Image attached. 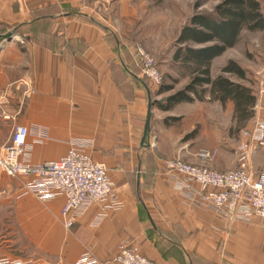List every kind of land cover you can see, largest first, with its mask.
Masks as SVG:
<instances>
[{
	"label": "crops",
	"instance_id": "1",
	"mask_svg": "<svg viewBox=\"0 0 264 264\" xmlns=\"http://www.w3.org/2000/svg\"><path fill=\"white\" fill-rule=\"evenodd\" d=\"M124 2L0 0V93L9 94L0 109V149L14 124L29 129L32 163L57 159L69 141L83 140L92 159L106 165L121 202L97 225L103 209L89 205L66 228L63 196L41 201L23 191L29 176L0 171V256L75 264L88 249L116 264L118 247L130 244L155 264H264L261 220L226 221L193 205L162 172V162H201L164 151L152 122L143 139L148 91L157 86L143 76L139 38L122 26L130 16ZM211 148L217 154L208 167L236 165L235 156Z\"/></svg>",
	"mask_w": 264,
	"mask_h": 264
},
{
	"label": "built area",
	"instance_id": "2",
	"mask_svg": "<svg viewBox=\"0 0 264 264\" xmlns=\"http://www.w3.org/2000/svg\"><path fill=\"white\" fill-rule=\"evenodd\" d=\"M94 2L104 7L108 0H79ZM143 63L142 73L148 80L160 84L162 77L151 62L147 52L138 47ZM257 95L264 96V77L259 80ZM7 89L0 93V109L8 99ZM5 118L9 117L2 112ZM29 129L24 124H14L9 139L0 149V171L11 176H29L24 192L31 193L41 201L61 195L65 201L60 215L66 228L89 205L100 204L103 211L96 215L95 225L111 210L121 208L113 181L105 164L94 161L84 150L87 143L71 140L65 155L48 161L32 163ZM242 140L236 145V165L226 170L207 166L217 154L216 148L200 149L195 157L201 163L180 158H167L162 162V172L176 183V187L190 198L193 205L213 210L220 218L229 221L260 219L264 225V171H254L251 155L264 147V118L257 117L249 128L242 131ZM116 264H155L142 251L130 244H121L113 257ZM0 264H43L34 258H9L0 256ZM75 264H105L88 249L78 257Z\"/></svg>",
	"mask_w": 264,
	"mask_h": 264
},
{
	"label": "rangeland",
	"instance_id": "3",
	"mask_svg": "<svg viewBox=\"0 0 264 264\" xmlns=\"http://www.w3.org/2000/svg\"><path fill=\"white\" fill-rule=\"evenodd\" d=\"M124 1L130 16L122 17V26L139 38V43L144 47L162 81H168L165 74L178 76L171 69L169 58L171 45L179 28L188 21L193 12L210 11L220 0ZM227 59L238 62L247 77L242 80L234 75H227L254 89L256 104L252 118L240 126L232 117L233 110L229 103L222 106L211 100L180 102L166 112L153 107L149 120L155 129L151 134L163 138L164 151H184L194 156L198 150L213 146L219 148V155L233 160L236 145L243 138L241 131L249 128L257 117L264 118V96L257 95L259 80L264 77V31L243 30L234 47L226 49L222 55L213 59L214 76L220 73V68ZM186 81V78H181L171 91L160 97L179 90ZM152 83L158 86L156 82ZM166 118L168 121L164 122ZM250 160L254 171H264V147L255 150Z\"/></svg>",
	"mask_w": 264,
	"mask_h": 264
},
{
	"label": "trees",
	"instance_id": "4",
	"mask_svg": "<svg viewBox=\"0 0 264 264\" xmlns=\"http://www.w3.org/2000/svg\"><path fill=\"white\" fill-rule=\"evenodd\" d=\"M263 8L264 0H220L210 11L193 12L171 45L169 61L178 76L165 74L168 81H162L155 93L146 90L151 105L166 111L180 102L211 100L223 106L231 101L232 117L238 125H245L252 118L256 94L248 85L227 75L244 80V68L234 59H227L218 75L213 76L210 70L213 59L234 47L243 30L264 31ZM181 78L187 81L179 90L159 99L152 97L171 91Z\"/></svg>",
	"mask_w": 264,
	"mask_h": 264
},
{
	"label": "water",
	"instance_id": "5",
	"mask_svg": "<svg viewBox=\"0 0 264 264\" xmlns=\"http://www.w3.org/2000/svg\"><path fill=\"white\" fill-rule=\"evenodd\" d=\"M9 34H10V32L9 33H7L6 35H4L5 37H9ZM151 108H152V105H151V103H150V101L148 102V109H147V113H146V117H145V125H144V130H143V134H144V136H143V139H146V137H147V133H148V129H149V124H150V115H151Z\"/></svg>",
	"mask_w": 264,
	"mask_h": 264
}]
</instances>
